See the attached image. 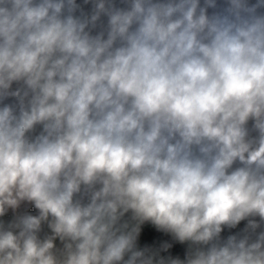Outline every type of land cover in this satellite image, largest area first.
Listing matches in <instances>:
<instances>
[{"label": "clouds", "instance_id": "9594fccd", "mask_svg": "<svg viewBox=\"0 0 264 264\" xmlns=\"http://www.w3.org/2000/svg\"><path fill=\"white\" fill-rule=\"evenodd\" d=\"M0 264H264V0H0Z\"/></svg>", "mask_w": 264, "mask_h": 264}, {"label": "trees", "instance_id": "16d2710c", "mask_svg": "<svg viewBox=\"0 0 264 264\" xmlns=\"http://www.w3.org/2000/svg\"><path fill=\"white\" fill-rule=\"evenodd\" d=\"M164 239H168L162 233H157L154 228L151 226H145L144 231L142 232V243L147 244H158ZM173 254H182V246L176 245L172 250Z\"/></svg>", "mask_w": 264, "mask_h": 264}, {"label": "rangeland", "instance_id": "374dc122", "mask_svg": "<svg viewBox=\"0 0 264 264\" xmlns=\"http://www.w3.org/2000/svg\"><path fill=\"white\" fill-rule=\"evenodd\" d=\"M243 223H244V222L241 223L240 227H243Z\"/></svg>", "mask_w": 264, "mask_h": 264}]
</instances>
